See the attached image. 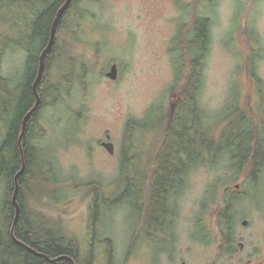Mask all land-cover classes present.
Returning a JSON list of instances; mask_svg holds the SVG:
<instances>
[{
	"label": "rangeland",
	"instance_id": "obj_1",
	"mask_svg": "<svg viewBox=\"0 0 264 264\" xmlns=\"http://www.w3.org/2000/svg\"><path fill=\"white\" fill-rule=\"evenodd\" d=\"M88 7L99 11L96 26L89 18L90 28L85 26L83 33L75 22L57 35L61 57L50 70L53 85L63 83L67 64L74 79L68 93L56 100L46 96V102L54 101L41 115L45 127L39 125L37 137L47 163L40 166L30 187L35 198L26 191V204L37 205L46 215L60 219L65 233L77 240L81 259L91 247L90 264H104L109 253L107 241L91 243V233L111 240L113 264H154L158 259L156 243L144 238L137 249L132 247L137 218L141 225L145 213L138 216L129 198L112 207L100 206L93 222L90 206L96 194L78 188L97 185L99 176L109 183L118 177L127 126L149 123L138 127V153L149 156L159 147L163 126L176 111L183 83H175V64L180 53L187 52L185 40L196 17L210 20L197 99L210 134L219 138L232 122L230 127L238 128L234 126L242 122L243 115L260 127L264 124V0H89ZM21 26L20 6L0 7V41L5 40V33L16 36ZM177 42L181 48L176 47ZM21 59L19 49L9 48L1 60L2 73L21 81ZM113 61L118 63L116 79L105 75ZM83 70L86 86L77 77ZM160 122L163 129L156 127ZM239 127L226 134L236 135L249 125L240 123ZM4 132V127L0 128V136ZM100 140L113 142L114 152L110 154L98 144ZM203 157L207 158V153ZM209 159L190 167L183 188L174 194L173 248L164 253L159 264H248V260L257 264L264 259V170L253 180L247 169L235 173L227 152L214 162ZM53 180L62 185L56 186ZM235 190L246 196L237 204L235 243L228 252L215 212L225 192ZM2 191L0 185V197ZM42 197V205H35L33 199ZM243 218L248 220L246 225L241 224Z\"/></svg>",
	"mask_w": 264,
	"mask_h": 264
},
{
	"label": "trees",
	"instance_id": "obj_2",
	"mask_svg": "<svg viewBox=\"0 0 264 264\" xmlns=\"http://www.w3.org/2000/svg\"><path fill=\"white\" fill-rule=\"evenodd\" d=\"M60 1L46 2L42 15L37 19L30 20L28 23L29 28L24 34L20 28V32L16 36L5 33L3 35L5 40L0 41V122H3L5 129L3 136H0V174L5 177V191L1 204L3 210L0 213V264H72L63 258H59L55 262H49L42 256L30 252L22 245L16 244L10 237L13 206L9 195L13 187V174L21 168L22 163L21 153L19 159L18 135L23 116L33 106L32 80L37 73L38 52L47 43L52 14ZM4 6H20V0H0V7ZM62 19L59 20L58 24L62 22ZM208 22V18L200 17L195 25L193 35L188 39L187 52L183 50L177 57L178 62L175 64V83L183 80L179 91L182 99L176 108L174 118L169 120L165 133L163 131V139L155 153L156 159L151 171L150 194L148 196V214L153 221L163 219L167 194L176 183L182 181V178L179 177L181 172L187 171L191 165L209 158L210 162H214L219 159L220 154L227 152L235 173L247 169L248 175L255 180L261 177L264 170V124L260 127V124L254 123L252 119L243 115L240 123H247L249 125L248 129L243 128V131L236 135H231V132L227 135L226 132L233 129L230 127L233 124L232 122L223 128L219 138L212 136L209 128L205 125V113L197 103V99L202 86L203 69L208 53L207 41L210 38ZM23 42L31 50L30 56L21 81H12L14 78L12 79L2 73L1 60L5 51L9 48L20 50V44ZM56 51V39L54 38L52 48L45 56L44 68L37 84L38 93L42 95L47 92L49 94L51 91L54 93L55 100L62 93H68L74 79V77L71 78V70H69V72H64L63 83L58 82L54 87L51 85V88H48L46 81L47 68ZM186 56L188 57L187 61L185 60ZM72 65L71 68H74L75 64L72 63ZM78 81L86 86L84 77ZM42 100L38 109L28 116L22 136L24 169L18 177L17 200L20 211L14 227V234L36 251L51 257L69 255L74 259L75 264H88L91 259L92 248L90 247L88 258L86 260L81 259L77 240L60 231L61 220L46 215L41 208L37 207L36 204L42 205V199L47 194H44L40 200L33 199L36 207H29L26 204V191L31 192L32 197L35 198L34 189H30L33 188L34 180H37L36 174L41 166L34 159L36 149L30 143V136L36 123V117L42 112L44 105ZM239 124L235 125L234 127L238 128L234 129H239ZM129 132L130 126H127L124 138L125 145L121 153L124 156L121 161L123 172L121 187H124V191L122 193L119 191L118 194L103 199L100 205L99 202L93 199L94 201L90 206L93 222L97 217L100 206L108 208L112 204L120 203L131 197L130 190L134 189L135 182L134 179L129 177L130 160L127 157L130 143ZM197 137H199V140H197ZM206 153L208 157L204 158L203 156ZM139 194L140 189L138 188L137 203H141ZM224 195L216 207L215 218L222 241L228 247L226 251L232 252L235 243L234 229L239 214L237 204L245 198L246 194L244 191L235 190L232 193L226 191ZM106 241L109 245L108 252H111V240Z\"/></svg>",
	"mask_w": 264,
	"mask_h": 264
},
{
	"label": "flooded vegetation",
	"instance_id": "obj_3",
	"mask_svg": "<svg viewBox=\"0 0 264 264\" xmlns=\"http://www.w3.org/2000/svg\"><path fill=\"white\" fill-rule=\"evenodd\" d=\"M49 1H52V0H20V17H21V22H22L21 30L23 32H25L29 28L28 27V23L30 22V20L37 19L38 17H40L42 15V13L45 10V3L49 2ZM65 1L66 0H61L58 3V5L56 6V8L54 10V13L52 14V20L55 18L57 12L63 6ZM88 1L89 0H70L69 3L67 4V6L64 8V10L62 11V14L60 16V19H59V20H61V18H63L62 22L60 21L61 23L58 24V26H57L58 32H57V28H56V37H55V39H56V47H57V35L59 33H61V31L63 29L70 28L72 25H74L75 22L77 24V27H79V29H80V31L82 33L84 32L85 26L87 27V30H88V28H90V26L88 24V19L89 18H91L93 20V24L95 26L97 25L96 19H97L98 15H99V14L97 15V13H99V11L90 10L89 7H88ZM91 1H94V0H91ZM187 12H189V11H187ZM188 14L189 13H186V15L182 16V18H186ZM200 17H205V16H199V17L194 18V24L192 26V29L188 31V34H187L188 36H187V38L185 40V48H187V46H188V39L190 38V36L193 35L195 25L198 23ZM182 18H181V20H182ZM206 18H208V17H206ZM51 23H52V21H51ZM50 29H51V24H50ZM50 29H49V37H48L47 43L38 52L37 73H38V70H39L40 55H41L43 49L48 44V41H49V38H50ZM208 30H209L208 33L211 35V32H210V20L208 22ZM69 33H71V30H70ZM178 35L179 34H177L175 38H177ZM209 39L207 41L208 42L207 45L209 44ZM175 45H176V47H179V48H181V46H182L181 43H178V42ZM49 51H47L45 53V56H46V54ZM30 52H31V50L28 48L26 43L23 42V43L20 44V54L22 56L21 63H20V73H22V76L25 73L26 64H27L28 58L30 56ZM59 57H60V55H59L58 51H56L54 53V55L52 56L51 60L49 61L48 68H47V78H46L47 79L46 81H47V84H48V88H51V85H52V87H54V85H53V81L54 80H52L53 77L50 74V70H51V67L53 66V64L58 62V58ZM77 62L78 61H75V62L73 61V63H75V64H77ZM114 62H116V61H113L110 64L109 67H111V65ZM44 63H45V58H44ZM117 66H118V63H117ZM84 72H85V70L82 71V73H84ZM37 73H36V76H37ZM35 78L36 77H34L33 80H32V85H33V82H34ZM12 81H16V80H12ZM32 89H33V87H32ZM38 94L40 96L39 106L41 104V99H43L42 101L44 102V105H43L42 112H40L38 114V116L36 117V121H35L36 123H35V126L33 128L32 135L30 136V143L36 149V155L34 156L35 157L34 159H36L38 161V163L41 164V166H46L47 160L43 159V158L46 157V155L45 156H44V154L42 155L41 147H39V145H38V141L40 142V139L38 140L37 132H38L39 125L43 124V122L41 121V115H42L43 111L46 109L47 106H49V104L53 105V101H54L55 98L53 99L52 102L48 103V102L45 101L46 98H47L46 96L54 97V95H53L54 93L53 92L50 91L49 94L47 92H45L42 95L40 93H38ZM33 96H34V101H33L32 105H34V103L36 101V97H35L34 91H33ZM178 97H179V103H180V101L182 99L180 94H179ZM197 103H198V101H197ZM31 107L29 108V110L31 109ZM38 107L36 109H38ZM175 114H176V111H175V113L173 114V117L170 120H172L174 118ZM22 120H23V118H22ZM146 124L148 125L149 123H141L139 125L136 123V124H134V126H130V132H129V136H130V143L129 144L130 145H129V148H128L129 154L127 156L129 158V160H130L129 177L134 179V182H135L134 189L130 190V192H131V197H130L131 203L130 204H131V206L133 207L134 210L138 211L137 212L138 216H140V214L143 213V212L145 213V218L141 222L142 223L141 225L139 223L140 222L139 219H138L139 217L137 218L135 227H134L133 232L131 234V241L133 243L132 247H134L135 249H137L141 245V244H138V242L140 240H143L144 238H146V241L150 240L151 242L156 243L157 244L158 259L155 261L154 264H159V263H161L160 259L162 257H164V253H167L170 249L173 248L172 238L175 236V233H174V230H173V227H174L173 213H175V210L173 208L174 194L179 193V191L183 188L184 179L186 177V174H187L189 168L193 167L196 164L191 165L188 168L187 171L184 170V171L181 172L179 177L182 178V181L176 183L172 187L171 191H169V193L167 194L166 203H165L166 204V210H165L163 219H161L160 221L151 220L149 218V214H146V211H148V204H149V202H148V198L149 197L148 196L150 194L151 175H152L151 171H152V168H153V163H154V161L156 159V155L152 154V155H149V156H145V155H143L141 153H138L137 149H139V148H138L137 143H136L137 136H138V131H140L138 127L146 126ZM168 124H169V122L167 121V123L164 125V133H165V129L168 126ZM21 126H22V121H21ZM21 126H20V130H21ZM43 126H44V124H43ZM106 137L109 138L110 137L109 134H106ZM102 142H103V140H100L98 144L102 145ZM113 145H114V143H113ZM114 149H115V146H114ZM19 153H21V152H19ZM110 154H112V153H110ZM119 157H120L119 158L120 166L118 168V177L116 179L114 177V180H113L112 183L107 182L105 180V176H103V177L99 176L98 181H97V185L90 186V187L79 186L78 189H83L84 188V189H87V190H92L93 193L98 194V195H103V196L105 194H113V195L116 194L121 189V180H122V176H123V172H122V169H121V161L123 160L124 156L122 154H120ZM19 159H20V154H19ZM137 160H143V162L145 164V168L144 169L141 170V169L137 168V166H136ZM48 165H49V169H51L52 168L51 165L50 164H48ZM150 166H151V170H150ZM147 169L150 170L149 173L147 172ZM144 170H145V172H144ZM15 174H16V172L13 174V177H12L13 187H12V190H11L10 195H9L11 204L13 206V214H12L11 226L13 224L15 213H16V205L12 201V195H13V191H14V187H15ZM139 175H142V176H139ZM138 180H140V181H138ZM53 181L56 182V186L62 185V182H58L57 180H53ZM137 183H139V185H137ZM4 184H5V177H4V175L0 174V185H2V188H3L2 195L0 197V213L3 210L1 208V204H2V200H3V197H4V191H5ZM18 185H19V179H18ZM85 185H87V183H85ZM74 186H77V185L74 184ZM72 188L73 187H70L69 189H72ZM138 188L140 189L139 197H140L141 203L140 202L137 203V200H136L137 199V189ZM60 189H63V187L59 186V190ZM54 191H56V190L54 189ZM103 199H105V198H101L99 201H103ZM17 202H18V200H17ZM18 206H19V211H20L19 203H18ZM91 236H92L91 243H93V242H98L99 243V240H101L100 243H102L104 241V238L102 239V238L98 237V235H95L94 233H91ZM10 237H11V240L13 242H15L16 244L22 245L27 250H29L25 246L26 244L24 242H22V240H20L17 237L15 238L12 235H10ZM240 245H241L240 247H242V244H240ZM142 246H144V248H145L147 246V244L142 245ZM233 247H234V245H233ZM225 248L226 249L228 248L227 245L225 246ZM92 253H93V251H91L90 262L92 260ZM48 257L50 259H54V258H56L58 256L51 257V256L48 255ZM112 257L113 256H112L111 252H109L108 256L103 258V263L104 264H113V261H112L113 258ZM43 258H45V257H43ZM45 259L47 261H49V262L57 261V259L55 261H50L48 258H45ZM90 262L88 264H90ZM182 263H184V260L182 261ZM247 263L250 264L252 262H251V260H248ZM257 264H264V259L259 260L257 262Z\"/></svg>",
	"mask_w": 264,
	"mask_h": 264
},
{
	"label": "water",
	"instance_id": "obj_4",
	"mask_svg": "<svg viewBox=\"0 0 264 264\" xmlns=\"http://www.w3.org/2000/svg\"><path fill=\"white\" fill-rule=\"evenodd\" d=\"M69 1L70 0H66L65 1V3L63 4V6L57 12L55 18L52 20L51 29H50V38H49L48 44L43 49V51H42V53L40 55L39 70H38L37 76H36V78H35V80L33 82V85H32L33 91H34V94H35V97H36V101H35L34 105L31 107V109L23 117L21 130H20L19 135H18V143H19V146H20L21 161H22V163H21V168L15 174V187H14V191H13V195H12V201L16 205V213H15V217H14L13 224L11 226V234L12 235H13V230H14V227H15V224H16V220H17V217H18V214H19V206H18V202H17V193H18V189H19L18 177H19L20 173L24 169V156H23V149H22V136H23V133H24V129H25V126H26V122H27L28 116L33 111H35V109L39 106L40 96H39L38 91H37V84H38V82L40 80V77H41V74H42V71H43V68H44L45 53L52 48V45H53V42H54V38H55L56 28H57V25H58L60 16H61L62 11L64 10V8L69 3ZM117 74H118V66H117V63L114 62L111 65L110 69L105 73V75L107 77L111 78V79H116L117 78ZM102 144H103V146L110 153H113L114 152V145H113V143L111 141H109V140L108 141H104ZM236 187L238 188L239 187V184H236ZM247 223H248V220L247 219L243 218L241 220V224L242 225H246ZM25 246L30 250V252L35 253V254H37L39 256L48 258L50 261H55L56 259L64 258V259L69 260L72 264H75V261H74V259L71 256L60 255V256H58V257H56L54 259H50L48 257V255L43 254V253H40V252L36 251L35 249H33L32 247H30L28 245H25Z\"/></svg>",
	"mask_w": 264,
	"mask_h": 264
},
{
	"label": "bare ground",
	"instance_id": "obj_5",
	"mask_svg": "<svg viewBox=\"0 0 264 264\" xmlns=\"http://www.w3.org/2000/svg\"><path fill=\"white\" fill-rule=\"evenodd\" d=\"M58 26V25H57ZM22 31V30H21ZM22 33L24 34V32L22 31ZM2 38V37H1ZM0 53H1V47H0ZM63 56V55H62ZM65 56V55H64ZM63 56V57H64ZM0 58H1V55H0ZM69 62V61H68ZM67 64V63H66ZM71 66H73V65H71ZM64 71L65 72H69V66H68V64L67 65H65L64 67ZM79 75V76H78ZM78 75H77V77H79L78 78V80H80L82 77H83V73L82 72H79L78 73ZM15 76V75H14ZM14 76H10V78H15V80H17L16 79V77H14ZM17 82H19V80H17ZM1 123V125H0V128L2 129V127H3V122L1 121L0 122ZM157 125H159V126H156L157 128H160V129H163V122H160V123H157ZM163 126V127H162ZM156 127H154V128H156ZM18 148H19V152H20V146H19V143H18ZM138 148H140V146L138 147ZM158 150V148H156L155 150H152L151 151V155L152 154H155L156 153V151ZM20 154V153H19ZM136 166H137V168L138 169H144L145 168V164H144V162H143V160H137V163H136ZM144 172H145V170H144ZM147 172L149 173L150 172V170L149 169H147ZM17 173V172H16ZM262 179V178H261ZM260 179V182H262L263 180H261ZM5 187V186H4ZM120 191V190H119ZM118 191V192H119ZM118 192L116 193V194H118ZM115 195V194H114ZM103 197V195H98V194H96L95 195V197H94V199L98 202L101 198ZM101 202V201H100ZM102 225H103V223L101 224V227H102ZM100 227V228H101ZM60 228V231L62 232V233H64L65 232V230H64V228L61 226V227H59ZM10 235H12L11 234V228H10ZM65 235H68V234H65ZM13 237H15L16 238V236H15V234H14V230H13V235H12ZM69 236V235H68ZM98 237H100L101 238V236L100 235H98ZM106 240H108V239H104V242L106 241ZM101 242V240H99V243ZM67 256H69V255H67ZM88 258V256H86V258H82L83 260H86ZM64 259V258H63Z\"/></svg>",
	"mask_w": 264,
	"mask_h": 264
}]
</instances>
